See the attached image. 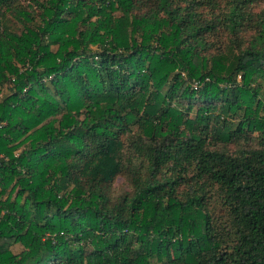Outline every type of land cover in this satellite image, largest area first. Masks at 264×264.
I'll return each instance as SVG.
<instances>
[{"label":"trees","instance_id":"1","mask_svg":"<svg viewBox=\"0 0 264 264\" xmlns=\"http://www.w3.org/2000/svg\"><path fill=\"white\" fill-rule=\"evenodd\" d=\"M261 1L0 0V264H264Z\"/></svg>","mask_w":264,"mask_h":264},{"label":"rangeland","instance_id":"2","mask_svg":"<svg viewBox=\"0 0 264 264\" xmlns=\"http://www.w3.org/2000/svg\"><path fill=\"white\" fill-rule=\"evenodd\" d=\"M261 2H262V5H263V7H264V0H262ZM3 21H4V23H5V24H6L11 30L19 31L20 26H18V25L16 24V21L14 20V18L12 17L11 14H9V13L5 14L4 17H3ZM222 40H223V36H220V40H219V41H222ZM4 92H5V91H4ZM120 182H122V179H119V180H118V183H120ZM20 249H21V247H20L19 245L14 246V247L12 248V250H13L15 253L19 252Z\"/></svg>","mask_w":264,"mask_h":264}]
</instances>
